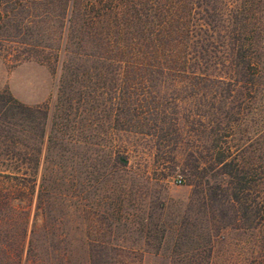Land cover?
I'll return each mask as SVG.
<instances>
[{
  "label": "rangeland",
  "instance_id": "rangeland-1",
  "mask_svg": "<svg viewBox=\"0 0 264 264\" xmlns=\"http://www.w3.org/2000/svg\"><path fill=\"white\" fill-rule=\"evenodd\" d=\"M38 3L0 7V264H264V57L82 75Z\"/></svg>",
  "mask_w": 264,
  "mask_h": 264
},
{
  "label": "trees",
  "instance_id": "trees-1",
  "mask_svg": "<svg viewBox=\"0 0 264 264\" xmlns=\"http://www.w3.org/2000/svg\"><path fill=\"white\" fill-rule=\"evenodd\" d=\"M37 1L38 6L57 8L59 24L81 48L76 56L91 61L86 69L76 66L78 74L111 68L119 72L193 74L195 69L208 70L207 66L215 63L247 76L258 74L262 68L264 0ZM35 4L36 0H0V7ZM81 45L94 50L86 51ZM56 50L68 51L61 43ZM80 86L85 87L82 83ZM65 89L61 83L59 91L64 93ZM1 107L29 108L10 94L7 99L0 94ZM219 162L227 164L225 158H219ZM242 192L232 193L231 199L240 201Z\"/></svg>",
  "mask_w": 264,
  "mask_h": 264
},
{
  "label": "built area",
  "instance_id": "built-area-1",
  "mask_svg": "<svg viewBox=\"0 0 264 264\" xmlns=\"http://www.w3.org/2000/svg\"><path fill=\"white\" fill-rule=\"evenodd\" d=\"M180 181V180H179Z\"/></svg>",
  "mask_w": 264,
  "mask_h": 264
}]
</instances>
